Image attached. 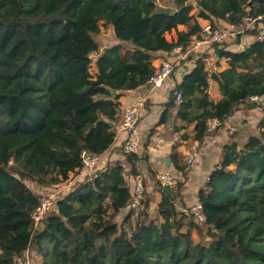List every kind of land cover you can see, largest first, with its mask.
I'll list each match as a JSON object with an SVG mask.
<instances>
[{
    "label": "trees",
    "instance_id": "trees-1",
    "mask_svg": "<svg viewBox=\"0 0 264 264\" xmlns=\"http://www.w3.org/2000/svg\"><path fill=\"white\" fill-rule=\"evenodd\" d=\"M171 2L165 15L156 13V0H0V264H19L27 252L42 264H264V119L258 136L224 146L199 192L203 222L177 210L180 182L166 192L156 181L162 199L153 215L146 191L141 210L129 209L147 153L108 162L59 199L38 227L32 220L44 190L28 183L68 185L84 170L83 150L104 156L116 140L124 94L148 86L156 57L188 47L202 20L241 29L236 43L243 34L256 40L243 51L214 46L228 66L220 72L211 73L202 54L172 91L158 126L176 112L182 125L175 131L194 125L201 144L236 107L259 106L251 98L264 96V20L247 29L244 18L264 16V0ZM103 26L116 39L106 49ZM212 80L223 95L217 102L208 93ZM212 120L219 126L209 132ZM174 164L186 178L188 166Z\"/></svg>",
    "mask_w": 264,
    "mask_h": 264
},
{
    "label": "crops",
    "instance_id": "crops-1",
    "mask_svg": "<svg viewBox=\"0 0 264 264\" xmlns=\"http://www.w3.org/2000/svg\"><path fill=\"white\" fill-rule=\"evenodd\" d=\"M170 7L172 6H166L165 8L170 9ZM194 10V14H197L198 9ZM201 23L203 27L211 24L209 21L205 20H202ZM214 27L230 29L229 25L224 21H215ZM240 32L242 33L241 29L238 33ZM255 40L253 36L243 34L238 43H236V36H232L228 43L231 44V49L243 51ZM111 45L112 44L103 46L102 49H106ZM205 54L208 55L207 62L211 73L227 69V63L224 60H218L213 48L207 50ZM166 57V54H159L154 61L156 67H159L162 60L166 59ZM196 60L195 57L190 56L184 61L181 68L175 70L162 88L155 89L149 84L137 90L126 92L121 99L123 110L137 103L140 99L144 100V104L140 107L141 118L137 127L136 138L138 144L137 154L142 155L147 153L149 156L148 162L141 165L140 172L145 182V191L148 192L152 198L151 214L155 213L157 205L162 199L161 193L155 187L154 178L157 179L161 173L169 172L183 184L181 197L177 199L176 206L179 212L186 214L184 209L191 207L197 202L199 199V192L205 189L210 174L219 165L224 146L232 143L242 145L249 137L254 135L258 136L260 131L259 124L264 119L263 96L260 97L258 101H254L257 105L259 104L256 108H248L246 105H240L243 107L234 110V113L224 122L217 133L206 137L201 144L194 141V125L188 126L187 129L182 132H187L189 138L187 140H181L180 135L182 133H177L174 128L182 125V122L175 118L176 112L173 113L174 116L170 119L168 124L158 126V122L164 112V106L172 97V91L182 82L184 75L195 67ZM208 93L210 99L214 102H217L223 96L222 92L219 91L217 83L213 80L210 81ZM121 123L122 117L117 126L115 143L104 155L103 168H105L108 162H124L125 160L124 153L122 152V145L125 142L127 134L122 128ZM174 146H177V156L172 158ZM187 152L192 155L191 165L187 163ZM174 161L179 162L180 165L186 164L188 166L186 178L183 177L182 172L175 167ZM88 175L87 172L83 171L70 183L71 187H74L78 183H84ZM35 189V191L38 190L39 192L47 188L37 187ZM72 189L73 188H70V191ZM127 212L128 208L123 209L120 212L118 220H121Z\"/></svg>",
    "mask_w": 264,
    "mask_h": 264
},
{
    "label": "built area",
    "instance_id": "built-area-1",
    "mask_svg": "<svg viewBox=\"0 0 264 264\" xmlns=\"http://www.w3.org/2000/svg\"><path fill=\"white\" fill-rule=\"evenodd\" d=\"M264 20V16L258 17H245L244 24L247 29H251L256 23ZM230 29L214 27L211 24L203 27L202 31L195 35L188 47L179 46L175 48L170 54H167L166 59L162 60L155 74L150 80V84L153 88H162L165 82L172 76L176 69L181 68L184 61L190 56L199 59L201 54L207 50L212 49L214 46H223L230 41L232 36H236L238 31L233 25H229ZM260 40L264 39V30L259 37ZM92 59H96V55L91 56ZM260 97L251 98L252 102H256ZM177 103H182V96L180 93L176 94ZM144 104V100L140 99L137 103L127 107L122 115V128L126 131V139L122 145L123 153H137L138 144L136 138L137 127L141 118L140 107ZM219 126L217 120H212L208 123V131L213 132ZM81 160L83 164V171L87 172L88 179H93L97 176L98 170L104 167V156L92 154L86 150L81 152ZM187 163L192 164V155L187 152ZM159 182L163 187H167L172 190H176L179 185V180L169 172L161 173L158 177ZM145 192L144 181L141 176H137L133 180L132 184V199L129 205V209L139 212L142 206V198ZM58 199L55 194H42L40 192V204L32 214V220L36 227H38L46 215L56 208ZM184 212L192 216L197 222L204 221L203 208L198 199L197 202L191 207L184 209ZM19 264H30L29 257L23 256V259H18Z\"/></svg>",
    "mask_w": 264,
    "mask_h": 264
},
{
    "label": "rangeland",
    "instance_id": "rangeland-1",
    "mask_svg": "<svg viewBox=\"0 0 264 264\" xmlns=\"http://www.w3.org/2000/svg\"><path fill=\"white\" fill-rule=\"evenodd\" d=\"M156 1L162 7L172 6L171 0H156ZM194 11L192 12V14L195 13ZM100 42H101L102 46H108L110 44L116 43V39L114 38L113 33H112L111 29L108 26H103V28H102V34L100 36ZM92 71L94 72V68L92 69ZM157 180H158V178L157 179L154 178V183H156ZM28 184L30 185L31 188L32 187L34 189L37 188V185H35V184H32V183H28ZM144 185H145V182H144ZM155 187H156V185H155ZM70 188H74V187H71L70 184H68V185H58L57 187H51L49 189L48 188L45 189L43 191V193L44 194H55L56 195V198L59 200V199L65 197V195L70 191ZM193 236H194L193 238H194V240L196 242L200 241V238L197 236V233L196 234L194 233ZM25 256L29 257L30 264H42V258L39 257L38 255H35L34 252H30V253L27 252L24 255V257ZM19 259H23V257L22 258H19Z\"/></svg>",
    "mask_w": 264,
    "mask_h": 264
},
{
    "label": "water",
    "instance_id": "water-1",
    "mask_svg": "<svg viewBox=\"0 0 264 264\" xmlns=\"http://www.w3.org/2000/svg\"><path fill=\"white\" fill-rule=\"evenodd\" d=\"M157 14H165V15H167V14H169L170 13V9L169 8H165V7H160V8H158V10H157V12H156ZM113 94H114V91L112 90L111 91ZM241 107H243V106H238V107H236L235 108V110H237V109H239V108H241ZM164 190L166 191V192H169L170 190H169V188H164Z\"/></svg>",
    "mask_w": 264,
    "mask_h": 264
}]
</instances>
